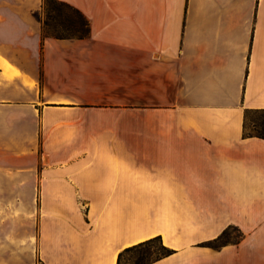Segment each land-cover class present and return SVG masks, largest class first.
Here are the masks:
<instances>
[{
	"label": "crops",
	"instance_id": "obj_1",
	"mask_svg": "<svg viewBox=\"0 0 264 264\" xmlns=\"http://www.w3.org/2000/svg\"><path fill=\"white\" fill-rule=\"evenodd\" d=\"M59 1L89 38L0 0V264H264V0Z\"/></svg>",
	"mask_w": 264,
	"mask_h": 264
},
{
	"label": "trees",
	"instance_id": "obj_2",
	"mask_svg": "<svg viewBox=\"0 0 264 264\" xmlns=\"http://www.w3.org/2000/svg\"><path fill=\"white\" fill-rule=\"evenodd\" d=\"M34 17L42 23L44 39L85 40L91 35V25L87 17L66 2L43 0L42 14L37 12ZM252 114H258L260 118L254 121L250 127L248 120ZM244 136L264 140V110L246 113ZM233 231L236 234L233 240L230 238V232L225 231L220 237L207 243L206 246L217 249L230 242L238 244L243 235L237 229H233ZM171 254L173 251L163 244L161 237H155L122 251L118 256L117 264H123L127 257H131V264H153Z\"/></svg>",
	"mask_w": 264,
	"mask_h": 264
},
{
	"label": "rangeland",
	"instance_id": "obj_3",
	"mask_svg": "<svg viewBox=\"0 0 264 264\" xmlns=\"http://www.w3.org/2000/svg\"><path fill=\"white\" fill-rule=\"evenodd\" d=\"M259 118H260V115H258V114H252V115L250 116L249 120H248V124H249V126L252 127L254 121H256V120L259 119ZM6 220H7V219H0V222H2V221H6ZM231 237H233V238L236 237V234H235L234 232H231V233H230V238H231ZM156 245L158 246V243H157ZM130 260H131V257H127V258L125 259V261L123 262V264H131Z\"/></svg>",
	"mask_w": 264,
	"mask_h": 264
},
{
	"label": "bare ground",
	"instance_id": "obj_4",
	"mask_svg": "<svg viewBox=\"0 0 264 264\" xmlns=\"http://www.w3.org/2000/svg\"><path fill=\"white\" fill-rule=\"evenodd\" d=\"M1 64V63H0ZM6 65V64H5ZM2 67V66H1ZM128 246V245H127Z\"/></svg>",
	"mask_w": 264,
	"mask_h": 264
}]
</instances>
